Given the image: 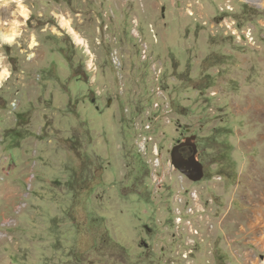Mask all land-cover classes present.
Segmentation results:
<instances>
[{
    "label": "rangeland",
    "instance_id": "374dc122",
    "mask_svg": "<svg viewBox=\"0 0 264 264\" xmlns=\"http://www.w3.org/2000/svg\"><path fill=\"white\" fill-rule=\"evenodd\" d=\"M1 73L0 264L263 263L264 0H0Z\"/></svg>",
    "mask_w": 264,
    "mask_h": 264
},
{
    "label": "flooded vegetation",
    "instance_id": "af4514ba",
    "mask_svg": "<svg viewBox=\"0 0 264 264\" xmlns=\"http://www.w3.org/2000/svg\"><path fill=\"white\" fill-rule=\"evenodd\" d=\"M173 161L180 167L181 170L187 171L189 175H193L195 172V167L198 165L194 161L193 157H185L178 148L174 149V159Z\"/></svg>",
    "mask_w": 264,
    "mask_h": 264
},
{
    "label": "bare ground",
    "instance_id": "6f19581e",
    "mask_svg": "<svg viewBox=\"0 0 264 264\" xmlns=\"http://www.w3.org/2000/svg\"><path fill=\"white\" fill-rule=\"evenodd\" d=\"M17 35H18V33L16 30H6L4 32L3 31L1 32V38H2V40L6 41V42H15ZM76 36L78 37L77 38L78 41H83V38L80 35L76 34ZM2 77H3V73H1V75H0V83H1ZM259 221H260V219L258 220V222ZM253 223H255V222H251V225H253ZM252 228H254V227H252ZM263 232H264V214H263ZM261 240H262V238L260 237V241ZM261 242H262L261 244H263V247H264V236H263V240ZM262 264H264V261Z\"/></svg>",
    "mask_w": 264,
    "mask_h": 264
},
{
    "label": "water",
    "instance_id": "95a60500",
    "mask_svg": "<svg viewBox=\"0 0 264 264\" xmlns=\"http://www.w3.org/2000/svg\"><path fill=\"white\" fill-rule=\"evenodd\" d=\"M174 151V150H173ZM173 155H174V153H173ZM173 158H174V156H173Z\"/></svg>",
    "mask_w": 264,
    "mask_h": 264
}]
</instances>
